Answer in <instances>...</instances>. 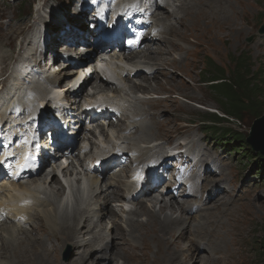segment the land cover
Listing matches in <instances>:
<instances>
[{
  "label": "rangeland",
  "instance_id": "obj_1",
  "mask_svg": "<svg viewBox=\"0 0 264 264\" xmlns=\"http://www.w3.org/2000/svg\"><path fill=\"white\" fill-rule=\"evenodd\" d=\"M169 1L170 4H166L164 8L170 12L166 10L168 12V14H166L162 11H158L155 16L162 24L166 21L163 30L164 35L158 37L161 41L156 45H148L145 49L144 47L147 43H144L143 47L136 53L137 55L144 54L143 57H139L138 60L140 62L147 59L156 62L155 65L159 69L154 75L156 77L151 80H143V78L138 75L130 81H126L125 78H123L121 81H115L113 86L109 85L107 90L103 92L104 98L123 103L126 107L125 111L127 113V118L117 122H111L107 128L103 127L105 131H102L100 123H93L90 125L92 126L89 127L90 129H86L85 124L82 122L78 129V139L87 136L89 140L92 139V142H101L103 139L107 141L114 140L119 132L128 130L130 131L128 133H131V131H134L133 127L135 125L140 128L139 130L141 133L138 137L145 143H151V141L157 138L160 140H172L175 143H184L187 141L185 140L186 136H190V139H197V143L199 139H202L203 142L201 145L205 147V150L210 152L212 158L217 162L211 165V170L213 172L215 171V173H217L218 167H221L222 170L220 176L215 175V177L212 176V178L207 179L206 175L204 185L208 189L211 187L209 185L211 182H217V192L219 191L220 196L225 195L226 200L223 201V199L220 198L219 200L221 201L211 205L212 202L207 199L208 202L205 203V207L208 208L203 211L192 212V217L185 215L180 209L175 213V216L182 219L184 225H180L179 228L176 227L177 229L175 228L168 236L171 240L181 245L179 247L181 251L173 252L170 255V260L179 261L182 264H264V260H262V256L260 255L261 252H264L262 248V246H264V155L251 148L250 150H246L248 157L246 156L247 154L244 153L242 157L241 151H237L239 154H234L233 151L230 153L227 150L231 148L224 145L228 141L229 145L233 148H241L239 145L242 144L244 138H249L251 136L252 126L256 120L255 116L261 113L260 115L264 117V108H261L260 105L261 101L254 102L247 110L240 112L239 120L235 124H231L229 127H227L226 124L215 125L217 126L216 128L222 130L217 134L214 128L204 130L203 125H201L202 121H205L208 117V113L221 115L222 106L219 95L211 91L208 83L201 79V74L205 68V61H207V58L212 59L218 68L222 67L227 72L233 69V60L236 58H239V60L247 58L246 65L249 69V76L251 78L253 77L255 82L260 80L259 73L261 71L264 72V57L259 55L258 51L260 48L264 49V45L260 44L261 40L259 38L264 35L262 34L264 33V0H244L245 2L247 1V5L243 6V8H238L237 6L231 7V13H229V15H236V24L241 29V32L236 39H234L233 36L227 38L225 42H221L217 39L215 40L210 36L209 32H207L208 25L206 22L209 17H199L201 20L198 21L195 13L204 10L206 15L216 16L211 12L217 6H211L210 2L202 3V5L194 2L195 6H192V10L188 9V12L186 11V17L183 22L180 23L185 13L183 6H180L181 0H167V2ZM77 2L81 3L80 0H75L76 5H73L74 0H0V78H6L7 81L9 74H12L14 71L13 68L15 69L18 62H22L21 60H24L27 56L32 63L38 61V58L33 54L43 48V53L41 54L43 60L39 65L45 66L47 69V73H49V78L47 76V80L56 81V83L59 81L61 82V86L65 89L59 91L60 99H63L64 105L68 108L67 110L73 113H76L78 107L81 108L83 106V100L91 96V91L102 89L98 79L93 76L87 81L84 88L80 90L77 100H69L75 92H71V95L70 92L66 93V88L69 86H77V80H74V78L78 76L79 72L70 75L64 74L70 69L76 72V69L71 67L64 68L63 72L60 71L64 67L62 64L65 62L66 52L64 48H61L62 43L65 41L62 42V39L58 38V35L62 36L67 30L70 31L74 28L73 24L71 25L61 21L63 18L73 21V18L78 15L77 12L80 10V7H78L80 4ZM223 3L222 1L221 4ZM86 4L87 2H84L85 6ZM191 11L195 12L192 14ZM228 11L230 12V10L226 9L225 14L226 12L228 13ZM217 12L220 13V15L224 13L223 11H214V13ZM243 12L246 17L243 15L241 18ZM220 15H217V17H222L223 19H221V21L224 22L226 17ZM77 19L81 21L78 16ZM74 24L79 28L83 26L79 22H75ZM57 27L61 29H57ZM54 28L56 29L54 30ZM40 34L43 38L51 36V34L54 35L55 43L51 51H53V56H57L58 58L57 60L55 58L52 64L49 63L50 55L46 45H44V43V46H42V44L40 45L39 39L42 37H39ZM76 41L79 42L78 39H76ZM79 46L83 47L80 43L74 44L71 50L67 51V54L75 56L78 60H84V55L76 56V54L81 51V48H77ZM2 60L4 61L2 62ZM125 66L127 69L129 68L127 65ZM51 69H53V71H51ZM200 69L202 71H200ZM83 74L88 75L87 70H84ZM239 75L241 76L240 73ZM261 80L264 81V77L263 79L261 78ZM45 84L36 83L32 80L29 82V85L37 86L44 92L46 90L45 94H47L49 88L47 86L48 84ZM14 85L16 86L14 87ZM18 85L19 81L12 76L6 88L0 92L1 100L7 97V92L10 93L12 91L10 93L12 94L13 89L16 87L21 90L27 87L24 85L22 87L19 85L20 87H18ZM115 86H117L116 90H114ZM132 86L134 89H131ZM11 87H13V89ZM76 89L78 90L79 87H76ZM257 90L263 91L261 95L262 99L258 98V100H263L264 85L259 84ZM15 98L16 96L13 97V99ZM45 98L41 97L42 100ZM47 98L46 104L49 105L52 100L55 99L53 96ZM36 100L39 101L38 98ZM42 104H45V102ZM68 122L69 121H67V126ZM59 123L62 124L60 120ZM231 129L233 133L242 136L243 139L240 142H235L236 140H234L231 135L227 134L228 130ZM225 130L226 133H224ZM132 134L128 135V138L131 140L136 137V135L133 136ZM224 136H226V138ZM218 137L225 138L226 140L218 139ZM227 137H229V139H227ZM147 146L148 145H144L139 150L140 155L144 153L145 150L143 149H146ZM78 150L79 148L74 149V153H78ZM194 150L195 147L193 151ZM243 150L245 151V149ZM62 158L64 157L59 154L56 160L60 159L65 162ZM70 160L72 164L68 165L63 170V173L60 169L53 170V172L56 171L55 174L58 179L61 178L66 183L70 180H74L76 184H78V180L80 179H86L85 182L89 179L88 183H86L87 186L89 185L87 187V189H89H86L87 195L85 194L86 196L81 198L80 192L75 191L74 202L71 206V210L77 207L80 209L78 212L79 214L76 215L78 219L77 224H72L77 227L76 229L79 228V235L77 238L75 236L73 240L70 239L72 241L66 239V236H63V234L67 235L66 228L64 230L59 223L54 224L51 221L55 219L57 222H60L59 213L66 210L65 208H61V210L55 208L58 197L62 193L60 192L57 194L55 191L62 186L61 183H59V185L54 183L45 184L42 187L43 190L37 194V202L29 207L28 212L30 218L26 220L25 224L15 223L8 217L0 218V264H10V260L12 261V259L16 262L12 252L6 248L7 246L5 247L6 249H4L7 254L3 253V245H17L22 241L29 242L33 245L38 242V244L40 243L41 245L44 238L48 237L49 239L54 233H61L59 235L63 236V239L61 237L59 238V236L50 239H60L64 243L55 251V254L50 256L46 255L45 257L49 258V261H55V263L58 264L80 261L82 264H94L95 262L93 261L95 259H100L101 264H129L132 260L131 253L137 254V251L139 253L140 248H142L141 232L146 228L145 221L147 215L142 213L140 209L142 201H139V203L136 201L133 203L128 202L126 207L121 204L122 193L125 194V192H123V187H127V184L123 180H119L120 176L123 174L114 171L103 173L99 177L100 181L97 186V183L93 182L97 177L92 175L89 176L83 171H79L80 166L75 160L68 159L64 164L66 165ZM247 160L251 162L248 166L245 165L247 164L245 163ZM47 169L50 170V167L47 166L46 170ZM46 170L32 174V176H39L44 172V174L41 175L44 180V178H46L45 174H47ZM254 172L257 174L253 175ZM252 176H255V179L251 178ZM26 181L28 184L31 183L28 182V179H26ZM108 184H111L113 187L111 196L114 201L107 202L109 204H107V208L111 207L114 211L109 209V213L107 212L101 219L103 223L101 222L96 228H92L93 222L96 221V217L92 213V208L97 207L102 201L104 202L106 200L103 196L95 199L94 195L98 191V187L101 186V188H105V185ZM116 185L119 186L118 189L115 188ZM94 186L97 187L94 188ZM33 187L35 186L33 185ZM207 189L201 199L195 197L187 198L192 202L193 208L198 206V203H196L197 201H200V204L207 198ZM167 194V196H162L158 191L152 195L157 196L159 200L163 198L166 202L168 200L177 203L182 201L172 198L170 192ZM1 195L3 194H0V197ZM229 198H231L229 201L230 204L228 203ZM0 199H2V197ZM238 202L239 204H234ZM37 203L38 205H36ZM194 203L195 205H193ZM202 207L203 206H201V208ZM86 208L88 209L86 211L89 212L86 214L90 216L87 220L92 222H90L89 228H87L89 224L81 227V223L83 222L80 219L84 216L82 214H85L84 209ZM125 208H130V210L134 211L130 212V210H125ZM71 210L66 211L72 213L73 211ZM209 216L216 218V227H212V225L207 226V222L210 219ZM110 217L115 218L114 221H110V219H108ZM40 219L45 222L44 228L46 227L47 230L45 234L36 230L32 232V225L37 226ZM129 219L134 220L131 225L129 224ZM138 221L143 223L137 224ZM111 226L113 227L111 228ZM115 226H117L116 229ZM118 226L120 229H118ZM129 226H131L130 231L127 230ZM21 230L24 232L23 235ZM91 231L94 232L93 236L91 235ZM102 233L103 237H105V234H109V238L104 242L109 243L110 246L107 253H103L105 248L101 246L98 238ZM194 233L198 237L203 234L205 241H201L208 244L207 246L210 254H208L205 249L203 251L195 249L194 241L196 240L191 236ZM122 234L124 235L122 236ZM112 236L114 237L113 242ZM134 236L137 238H134ZM89 238H91L92 241L90 240L91 243L89 242L90 244L88 246L85 243L86 241L88 243ZM123 238L128 240L127 244L122 243ZM79 240L81 242H78ZM150 241L151 240H149V242ZM189 246L195 251V258L192 261H189L188 257H186L187 253L185 255L181 254V252L185 251ZM40 248L41 247H39V249ZM27 251L28 250H25L24 252L27 254ZM76 251H80V254ZM91 252L99 256L97 258L95 256L90 258ZM153 252V246H151L149 254H153ZM218 252L220 253L218 254ZM116 253L117 255H115ZM206 255L210 257L209 263H205ZM219 255H221V258ZM216 258L218 259L217 261Z\"/></svg>",
  "mask_w": 264,
  "mask_h": 264
},
{
  "label": "bare ground",
  "instance_id": "obj_2",
  "mask_svg": "<svg viewBox=\"0 0 264 264\" xmlns=\"http://www.w3.org/2000/svg\"><path fill=\"white\" fill-rule=\"evenodd\" d=\"M102 1L103 0H101L100 3ZM222 1L224 2L223 4H221ZM80 2L81 3L77 2V3L80 4L78 6V7H80V10L77 12V14H78L77 16L81 19V21L79 19H77V16H75L73 18V21L79 22L83 26H81L79 28V27L75 26V24H74L75 22H73L72 20H68L67 18H63V20L61 22H67V23H69L71 25L73 24V27L74 28L71 29L70 31L67 30L65 32V34L62 35V36L57 34L58 35V38L62 39L61 40L62 42L65 41L64 43H62L61 48H64V50L66 52L65 54H66V56H67L68 59L73 58V56L70 57V55L67 54V51L71 50V48H72V46L74 44L80 43L81 45H88L89 43L92 42V35L94 33L95 27L97 26V17L102 18V16H105L106 15L105 12H103V14L102 13H99V11L97 10L96 6H93L92 5V2L90 0H80ZM84 2H87L86 6L84 5ZM194 2H197V4H201V5H202V3H205V2H208L209 3L210 2V5L211 6H217L211 12L212 14H215L216 16H214V15H211V16L206 15L205 12H204V10H200L199 12L191 11L192 14H193V12L196 13L198 21L201 20L200 18H202V17H205V18L209 17L208 21L206 22L207 25H208L207 26V32H209L210 36H212L215 40L217 39V40H220L221 42H225L227 38H231V37L234 36V39H236L238 37V34L241 32V29L236 24V20H237L236 15H232V14L229 15V13H231V7L232 6H237L238 8L239 7H242L243 8V6L247 5V1L245 2L244 0H181L180 6H183V8L185 10V13H184V16L182 17V20L180 21V23L183 22V20L185 19V17H186V11L188 9H190V10L193 9L192 6H195V3ZM74 4H75V0H74L73 5ZM85 7H86V10L84 9ZM154 7H155V10H154L153 14L155 16L158 13V11H162L163 13L168 14V12L166 11V9L164 7H162L160 4L155 3L154 4ZM226 9L230 10V12L228 11V13L226 12V14H225ZM215 10L216 11H223L224 13H222L223 15H220V13H218V12L217 13H214ZM121 11H123V10H121ZM203 12H204L205 16H204ZM208 12H209V10H208ZM217 15L226 17L225 21L222 22L221 19H223V18L222 17H217ZM243 15L246 17V15L243 12L241 14V18H242ZM114 19H118L117 16H114ZM118 21H119V23L116 24L115 26H112L113 24L111 25V23L108 24V25H111L108 28V34L109 35H113L114 28L116 26H119L121 24V21L119 19H118ZM157 21L161 25V22L158 19H157ZM59 24H61V23H59ZM89 24H92L93 27L90 28L89 27ZM108 25L106 26V28L108 27ZM58 28H60V27H57V29ZM55 29L56 28H54V30ZM71 31H73V32H71ZM262 34H264V33H262ZM119 35L120 34H118V36ZM40 36H42V35L40 34L39 37ZM53 36L54 35L51 34V36H48L46 38L45 37L43 38V36H42L41 39H39L40 40L39 41L40 42V45L41 44H42V46L46 45V48L49 51V54H51V56H53L52 55L53 54V51H51V48L53 50V46H54V43H55V38ZM65 36L71 37L72 39L71 38H67ZM259 38L261 40V43L260 44L261 45H264V35L262 37H259ZM76 39H78L79 42H77ZM145 39H146V42H147L148 45H149L150 42H152V40H150L148 38V36H145ZM71 40H73V41H71ZM43 43H44V45H43ZM65 43L66 44L69 43V46H66ZM147 44H145V46H146L145 48H147V46H148ZM80 47L81 46H79L77 48L79 49ZM258 48H259V46H258ZM88 49H89V47H88ZM30 50H32V49H30ZM258 51H259V55H262L264 57V49L260 48ZM129 53L130 54H128V56L125 57L124 62L121 59H119L117 61L119 63L126 64L131 69H134L133 67H136L137 70H136V73H135L134 77L140 75L141 78H143V80H151V79H154L156 77L154 75L157 72V70H159V69L155 65L156 62H153L154 60L151 61V60L147 59V60H145L143 62H140L138 59H139V57H143L144 54L137 55L136 53H138V51L136 53L135 52H133V53L132 52H129ZM115 54L116 53H114L113 55H110L109 56L110 59H111L112 56H115ZM33 55L36 56V53H34ZM21 57H23V56H21ZM91 57H92V55L89 58H91ZM53 58L54 59L56 58V60H57L58 57L57 56H53ZM115 58L116 57H114V59ZM87 60H88V56H86L85 60L82 61V62H85ZM3 61L4 60H2V62ZM21 61L23 62L24 65H29L30 66V61L28 59V56L24 60H21ZM82 62H80V63H82ZM63 66L64 67L60 71L63 72V69L64 68L71 67L73 69H76V72H79L80 75L83 76L80 80H78L76 82V85H77L76 87H79L78 90L73 85L71 87H74V88H71L70 86L67 88L66 93H69L70 92V95H71V92H75V94L73 96H71V98L69 99L70 101L77 100V97H79L80 90L82 88H84L85 84H87V81L91 77H93V76H95L96 78L99 79V82H100V84L102 86V89L101 90L98 89V90L92 91V94H91V96H89V98L90 97H93L94 95H99L101 97H104L103 92L105 90H107V87H109V85H112V83H111L110 80H104L103 81L99 77V75H97L94 71H89L88 75H84L83 74V71L84 70H88L89 69V66L82 67V66H79V65H74L71 62H67V64H65ZM105 67L107 68L108 71H110L111 73H113V75L117 79V81H121L123 79V77L125 78L126 81H130L132 78H134V77H132V78L130 77V72L131 71L130 72H127V74H125V75L123 74L125 68L122 65H120V66L117 67V66H110L109 64H105ZM143 68L153 69L154 71L152 73H150V74L149 73H145L142 70ZM13 70H14V68H13ZM76 72L75 71H71V69H70L69 71H67L64 74H69L70 75V74H73V73H76ZM17 74H18V72L15 70L13 77H14V79H17L18 80ZM47 75H48V78H49V73H47ZM42 79H45L47 81L48 85L51 88V89H49L50 92L47 93V94H45L46 93V90L44 92L43 90H40L36 86H32V85H29L28 83H26L27 84L26 89L21 92L22 93L21 94V98L23 99L22 104L21 105H17L18 108H19L18 110H16L17 111L16 112L17 115H14L13 117L9 116L8 117V123L4 122L3 127H5V130L4 131H1L0 130V135H2V132H5L6 133L5 136H8V135H15V136H17L16 137V140H17L16 142L13 139L7 140L6 141L7 145L10 148H12L11 146H13V148H14V146L19 145V147H18V149H19L20 147L23 146L24 140L27 137H29L30 134H31V132H32V130L35 129L36 121L39 122V124H38V129H39V126L40 125L42 127L45 126V125L46 126L49 125L47 122L46 123H43V122H45V119H48L49 121H52V120H55L54 118L59 119L62 122V124H59V128L56 129V134L55 135H54L53 132H51L45 138L46 139V141H45L46 142L45 148L47 149V153L48 154H50L52 152L51 150L53 149V151L56 152L55 153V156H57L56 154L61 153V150H70L71 148H73V146L75 144H77L79 142L80 143H86L87 141L89 142V140H88L87 137H86V140H87L86 142H85V139L84 140L83 139L82 140L81 139L80 140L78 139V128L80 126L79 120L81 119V115H77L78 118H76L74 116L75 112L73 113L70 110H67L68 108L64 105L63 99H60L59 91L61 89H65L63 86H61V82L59 81L58 83H56V81H50L49 79L47 80V76L45 78H42ZM76 79L77 78H74V80H76ZM3 81L6 82V78H3V79L0 78V83L3 82ZM102 82H105V83H102ZM15 86L16 85H14V87ZM18 87H20V86L18 85ZM39 87L41 88L40 85H39ZM11 88L13 89V87H11ZM29 89H32V90L30 91ZM131 89H134L133 86H132ZM28 90H29V92H27ZM114 90H116V87H114ZM10 93L7 92L8 95ZM41 93L44 94V95H42ZM49 94L55 98V99H53L55 101L54 102V105L46 104L47 103V97H48ZM34 97L35 98H39V101L42 100L41 97H44V98L46 97L45 99H43V102H45L46 105H49V108H46V109H48L47 110L48 113H47L46 116H43V114L41 113V110H40V113H38L39 110L38 111L34 110L37 107L34 104V102H33ZM89 98H86L85 99V102H87V100H89ZM11 99H12V96H10V101H12V102H16L17 101V100H11ZM61 102L63 104H61ZM116 103H118V102H115L114 100H112V104L113 105L116 104ZM80 109H82V107L81 108L78 107L76 113L79 112V113H83L84 114L85 113V110H82L81 111ZM28 112H31V114L33 116L32 118H28L30 116V115H26V113H28ZM67 116L72 117V120H74V124L73 125L70 124V121L68 120ZM102 119L104 120V118H102ZM66 120L69 121L68 122V126H67V121ZM94 120L95 119H93V121ZM119 120H121V119H119ZM107 122L109 124H111L112 120L107 119ZM68 127H70V128H68ZM38 129H36V130H38ZM139 129L140 128L137 125H135L133 127V130L134 131H131V134L133 133L132 134L133 136L136 135V137L133 138V139L134 140H137V141H139L141 143H145L144 141H142L138 137V135L141 133ZM102 131H105L104 128H102ZM62 136H64V137L66 136L65 141L60 138ZM66 140L69 141V142L70 141H73V143H70V146L69 145H66L68 143V142H66ZM201 142H202V139H199L198 146H199V144ZM126 143L129 144V147L128 148H131L130 147L131 146V143L129 141H126ZM61 145H62V147H60ZM18 149L16 148L15 150H18ZM80 149H81V147H79V150ZM130 151H131V149H129L128 152H130ZM159 151H160L159 150V145L158 146H154V147H151V145H148L146 147L144 153L141 154V155L139 154V156H143V158L141 160L146 161L148 156L153 155V154H156L157 155V154L160 153ZM72 152L73 151H70L69 153H72ZM90 154L92 155L91 149L87 153H85L82 158L80 157L79 153H77L75 155H73V153H72L71 155H72V159L75 160L77 163H79L80 167H82L83 165H85L86 160H88L90 158L89 157ZM55 156L52 157V158H55ZM207 156H208V152L207 151H204L203 148L200 147V156H199L197 162L198 161H202L204 163V165L207 166V162L209 161L208 159H206ZM62 157L67 158L63 154H62ZM91 158H93V157H91ZM59 161H60L59 159L58 160H55V161L51 162L48 165L50 167V170L47 172V174H45V177L46 178H44V180L41 177V175L44 174V172H42V174H40V175L38 174L39 176L35 175V177L28 175V176H26L24 178V180H22L21 182H18V183H14L12 181H2L0 183V191H2V194L3 195H1L2 199H0V212L1 211H4V210H8V212L10 214H12V217H14L16 215H22V216L25 215L26 216L25 222H26V220L28 218H30V215H29V212H28L29 207L32 204H34V203L37 202V200H36L37 194H38V192H41L43 190V188H42L43 185L49 184V183H54V184H58L59 185L60 181H59L58 177L55 174L56 171L53 172V170L60 169V171L63 173V170L69 165V163H67L66 166L61 165L59 167L57 165ZM223 168H225V167H223ZM207 173H208V171L206 170L205 173H204V177H203V180L204 181H202V183L200 184V187L198 189V192H199V196L200 197H202L204 195V192L207 189V187L204 185V182H205V178H206ZM221 174H222V171H221ZM62 176H64V175H62ZM26 179H28V182H31V183L28 184L27 181H26ZM88 180H87L86 183H88ZM94 180L95 181H93V182L97 183V186H98V182L100 181V178L98 177V178H95ZM33 185L35 187H33ZM209 185L211 187H209L207 189V194H206V197L207 198H206V200L209 199V201L212 202L211 205L218 203V201H221V200H219L220 198H222L223 201L226 200L225 195L220 196L219 191L217 192V190H218L217 189L218 188L217 187V185H218L217 182H215V183L211 182ZM86 186H87V184H86ZM96 187L94 186V188H96ZM160 187L161 186H158V188H157L155 186L154 189L157 188L156 191L158 192V190H159ZM112 188L113 187L111 186V184L105 185V188L104 187L101 188V186L98 187V191L95 193L94 198L95 199H98V198H100V197L103 196V198H106V200L104 202L102 201V203L99 204L98 206L96 205L97 207L92 208V213L96 217V221L93 222L94 224H93V227L92 228H94V227L96 228V226L100 225V223L102 222L101 219L103 218V216H105V214H107V212L109 213V209L110 210L112 209L111 207L110 208H107V204L109 202H111V201H114V200H112V196H111L112 195ZM115 188L118 189L119 186L116 185ZM63 189L64 188L62 186H60L58 189H56L55 192L57 194H59L60 192L63 191ZM125 190H126L125 196L122 193L121 204H123V202H122L123 199H124V202H126L125 197H127L128 194H133V189H129V187H126ZM166 191H168V188L166 189ZM123 192H125V191H123ZM0 194H1V192H0ZM152 194H155V192H152ZM152 194L149 195L148 197H145L144 199H140V198H137L136 199V202L137 203H139V201L140 202L142 201V203L140 204L141 205L140 206V209L142 210V213H144V214L147 215V219L145 221L146 228L143 230V232H141V235H142V237H141V239H142V245H141V247L142 248H140L139 253H138V251L136 252L137 254H135L133 252L131 253L132 260L130 261L129 264H182L179 261H171L170 260V255L173 252H180L181 251V250H179V247L181 245L179 243L171 240L168 236L171 234V232L176 227L179 228L180 225H182V226L184 225V222L182 221V219L178 218V216H175V213L178 212L179 209H180V211H183L185 213V215H188V216L192 217V211H191V209L193 208L192 202L189 199L185 198L180 203L173 202V201H170V200H168L167 202H169V203H167L166 201L163 200V198L159 200V199H157V196L152 195ZM86 195H87V193H86ZM91 196H92V194H91ZM163 196H167V195H163ZM230 200H231V198L228 199V203L229 204H230V202H229ZM26 201L28 202L27 204H26ZM30 202H32V203H30ZM199 202L200 201H197L196 203H199ZM131 203H133V202H131ZM204 203H205V201H204ZM22 204L23 205L26 204V206H23ZM234 204H239V202L238 203H234ZM234 204H232V205H234ZM36 205H38V203ZM193 205H195V203ZM201 205H203L202 208L197 207V209L194 210V211L195 212L203 211V210H206L208 208V207H205L206 204H201ZM94 206H95V204H94ZM86 207H87V205H86ZM64 208L66 210H68V211H69V209L71 210L70 207H66L65 206ZM66 210L63 211V212H61V213H59L60 214V222H57L55 219H54V221H53V219L51 221L54 224H58L59 223L62 226V228H64V230L66 228L67 235H64L63 234V236H66L65 237L66 239H69V240L72 239L73 240L75 238V236L77 238V236L79 235V228L76 229L77 227H75V225L78 222V219H77L76 215L79 214L78 212L80 211V209L77 207L74 210H71V211H73L72 213H69ZM86 210H88V209L87 208L84 209L85 212L82 211L85 214H82L84 216H82L81 219H80L83 222V223H81L82 224L81 227L84 226V225H86V224H89L87 226V228H89L90 227V224L92 222L90 220H87V218L88 217L90 218V216L87 215L89 212L86 211ZM112 210L114 211V209H112ZM133 211L134 210H130V212H133ZM219 211H221V210H219ZM221 212H219V213H221ZM135 213H137V212H135ZM209 218L210 219L207 222V226L212 225V227H216V220H215L216 218H213L212 216H209ZM108 219H110V221H114L115 218H111L110 217ZM129 220H130V223L129 224L131 225L134 220L133 219H129ZM40 221L37 223V226H33L32 225V232H34L36 230L38 232L40 231V233H42V234H45V231H47L46 230V227L44 228V226H45L44 223L45 222L43 220H41V219H40ZM140 223L142 224L143 222L138 221L137 224H140ZM72 224H75V225H72ZM112 227L113 226H111V228ZM116 228H117V226H115V229ZM130 228H131V226H129L127 228V230L130 231ZM118 229H120L119 226H118ZM21 231H22V235H23L24 232H23V230H21ZM59 234H61V233H54V235L52 234V236L50 238H54V237L59 236V238L61 237L63 239V236H61ZM93 234H94V232L91 231V235L92 236H93ZM85 235H86V233H85ZM123 235L124 234H122V236ZM104 236L105 237H103V233H102V235H100L98 238L100 240L101 246L105 248V251L103 253H107L109 251V247L110 246H109V243H104V242L106 241L107 238H109V234H105ZM191 236L194 237V240H196V241H194V247H195L196 250L203 251L205 249L206 252L208 254H210V251H209L208 246H207L208 244L206 242H202L201 241V240H204L205 241L203 234L200 237L196 236L195 233L192 234ZM50 238L49 239H48V237L47 238H44L42 240L41 245H40V243L38 244V242H36V241H35L36 244L34 243V245L31 244V243H29V242H25V241H22L19 244H17V245L15 244V245H12V246L10 244L9 245L8 244H5V245H3V253L4 254H7V252H5L4 249L8 248V250L10 252H12V254L14 255V258H15L16 262L12 259V261L10 260V264H58V263H55V261H53V262L52 261H49L48 260L49 258H46L45 256L46 255L47 256H50V255L55 254V251L58 248H60L64 242L61 241L60 239L59 240H55V239H50ZM80 238H78V239H80ZM113 238L114 237L112 236V242H113ZM134 238H137V237L134 236ZM69 240H67V241H69ZM72 240H70V241H72ZM90 240H91V238H89L88 243L86 241L85 244H87L89 246V244L91 243ZM149 240H151V241L149 242ZM67 241H65V242H67ZM78 242H81V241L79 240ZM122 243H126L127 244L128 243V240H126L125 238H123ZM151 246H153V250H154L153 254H149V250L151 249ZM39 247H41V248L39 249ZM25 250H28L27 251V254L24 252ZM76 252H78V254H80L79 253L80 251H76ZM219 253L220 252H218V254ZM94 254L95 253L91 252L90 258H93L94 256L97 258L99 256L98 254L97 255H94ZM181 254L182 255H185L186 254V257H188L189 261H192L195 258V251L190 246L185 251H182ZM115 255H117V253ZM219 257L221 258V255H219ZM209 259H210L209 255H206L205 256V260H206L205 263H209L210 262ZM217 260L218 259L216 258V261ZM100 261H101L100 259H95L93 262H95L94 264H101ZM68 264H82V262L80 261V262H74V263H68Z\"/></svg>",
  "mask_w": 264,
  "mask_h": 264
},
{
  "label": "trees",
  "instance_id": "obj_3",
  "mask_svg": "<svg viewBox=\"0 0 264 264\" xmlns=\"http://www.w3.org/2000/svg\"><path fill=\"white\" fill-rule=\"evenodd\" d=\"M247 58L242 60L236 58L233 60L234 67L231 71H226L224 68H218L212 59L207 58L205 61V68L202 71V81L208 83L211 91L215 92L221 98V115L216 113H208V117L205 121H202L205 125V129L214 128L217 132L222 130L215 128L217 124H226L229 127L231 124H235L239 120V113L247 110L254 102L261 101V108H264V99L258 100L263 94L262 90H257V86L260 84L264 85V81L261 80L264 77V72H260V80L255 82L254 78L249 76V69L246 65ZM241 74V76L239 75ZM262 99V98H261ZM261 114V113H260ZM256 115L255 118H259L261 115ZM229 129V128H228ZM226 133V130L224 131ZM229 135L240 142L243 138L237 133H233L232 129L228 130ZM226 138V136H224ZM229 137H227L228 139ZM241 148H234L235 151H241L242 157L248 153L246 150H250L252 146L248 143L247 137L244 138L242 144L239 145ZM238 149V150H237ZM245 149V151L243 150ZM238 153V152H237ZM244 153V154H243ZM239 154V153H238ZM246 166L250 165V160L245 161ZM264 249V246H262ZM262 260H264V252L260 254Z\"/></svg>",
  "mask_w": 264,
  "mask_h": 264
},
{
  "label": "water",
  "instance_id": "obj_4",
  "mask_svg": "<svg viewBox=\"0 0 264 264\" xmlns=\"http://www.w3.org/2000/svg\"><path fill=\"white\" fill-rule=\"evenodd\" d=\"M248 143L254 151H259L264 155V117L255 120L252 126L251 136L247 138Z\"/></svg>",
  "mask_w": 264,
  "mask_h": 264
}]
</instances>
